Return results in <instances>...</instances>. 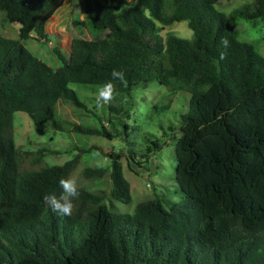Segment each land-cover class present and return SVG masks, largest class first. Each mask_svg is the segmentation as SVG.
Wrapping results in <instances>:
<instances>
[{
	"label": "trees",
	"instance_id": "trees-1",
	"mask_svg": "<svg viewBox=\"0 0 264 264\" xmlns=\"http://www.w3.org/2000/svg\"><path fill=\"white\" fill-rule=\"evenodd\" d=\"M53 1L0 0L4 20L19 23L18 38L0 34V264H264V56L237 38L234 25L264 19V0L228 13L216 8L218 0H80L83 18L73 23L106 34L73 38L68 57L54 46L56 68L21 43L33 33L48 39L45 22L56 9L42 20L40 13ZM183 20L190 39L161 35ZM113 69L125 72L126 85L112 80ZM151 80L189 95L175 146L181 200L154 197L132 213L117 212L101 191L81 187L73 215L46 211L43 196L59 194V180L91 150L110 160L111 197L129 203L124 154L74 145L72 158L48 164L46 153L59 150L15 145L14 112L36 126L111 139L122 131L56 119L55 104L85 106L70 83L98 88L112 81L119 95L109 109L125 115L130 91ZM126 159L133 172L143 168L135 154ZM105 171L87 166L81 175Z\"/></svg>",
	"mask_w": 264,
	"mask_h": 264
},
{
	"label": "rangeland",
	"instance_id": "rangeland-1",
	"mask_svg": "<svg viewBox=\"0 0 264 264\" xmlns=\"http://www.w3.org/2000/svg\"><path fill=\"white\" fill-rule=\"evenodd\" d=\"M251 0H218L215 4L220 11L228 13L233 8ZM82 19L80 0H63L55 12L46 20L45 30L47 40H38L35 33L21 43L34 56L49 66L56 68L61 65L53 52L57 46L68 57L70 43L73 38L98 39L106 32L94 31L87 26H77L73 23ZM237 38L252 44L256 51L264 56V19L248 21L237 19L234 22ZM19 23L4 20V13L0 12V34L7 38H18ZM161 35L174 34L180 38L190 39L193 31L188 22L176 21L163 26ZM80 101L85 106L77 108L70 102H57L54 106L56 119L66 120L100 128L102 125L114 132L122 131L121 135L107 138L96 134H82L78 132L54 130L48 123L36 126L29 115L23 111L13 114V139L16 146L25 150L45 146L59 150V153H46L48 164L63 163L74 155V145L82 147L92 143L115 152H121L123 175L130 185L131 201L122 203L114 200L110 195L111 180L109 177L110 160L102 156L97 150H91L82 155L76 167L67 176L78 178L81 187L89 191H101L105 196L104 202L113 211L132 213L136 203L159 197L173 201L181 200V189L176 180V141L181 134V114L189 112V95L186 92H173L165 85L155 80L143 82L134 87L124 107L128 112L124 115L110 110L109 105L98 108L95 105L97 86L86 88L77 83H70ZM131 103V105H129ZM116 99L111 105H116ZM127 124L123 130L119 120ZM115 128V129H114ZM75 146V147H76ZM136 155V160H144L143 168L135 173L127 166L129 155ZM146 159V160H145ZM105 167L106 171L100 178H85L81 175L84 167ZM66 177V178H67Z\"/></svg>",
	"mask_w": 264,
	"mask_h": 264
},
{
	"label": "clouds",
	"instance_id": "clouds-1",
	"mask_svg": "<svg viewBox=\"0 0 264 264\" xmlns=\"http://www.w3.org/2000/svg\"><path fill=\"white\" fill-rule=\"evenodd\" d=\"M224 48L229 46V41L222 38L220 41ZM112 80L119 81L126 85V76L123 70L113 69L111 72ZM119 95L117 86L112 81L106 82L98 88L95 95V105L103 108L110 105ZM60 192L48 193L43 196V202L47 205L46 211H51L59 216H71L77 208L76 201L79 200L81 194V185L75 176L61 178L59 180Z\"/></svg>",
	"mask_w": 264,
	"mask_h": 264
},
{
	"label": "water",
	"instance_id": "water-1",
	"mask_svg": "<svg viewBox=\"0 0 264 264\" xmlns=\"http://www.w3.org/2000/svg\"><path fill=\"white\" fill-rule=\"evenodd\" d=\"M62 1L63 0H54L53 3L48 8H46L45 10H43L40 13V20H42L43 18H45L46 15L48 13H50L52 10L56 9L62 3Z\"/></svg>",
	"mask_w": 264,
	"mask_h": 264
}]
</instances>
